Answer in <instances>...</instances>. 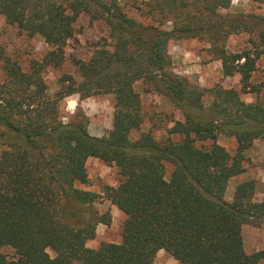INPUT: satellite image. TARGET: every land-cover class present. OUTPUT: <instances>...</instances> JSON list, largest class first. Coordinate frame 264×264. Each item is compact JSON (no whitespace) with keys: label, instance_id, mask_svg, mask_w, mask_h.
I'll use <instances>...</instances> for the list:
<instances>
[{"label":"trees","instance_id":"1","mask_svg":"<svg viewBox=\"0 0 264 264\" xmlns=\"http://www.w3.org/2000/svg\"><path fill=\"white\" fill-rule=\"evenodd\" d=\"M136 8L148 21L129 15L120 0H0L8 23L50 46L27 70L5 58L0 264H154L160 250L181 264L264 261V249L248 252L243 236L245 225L264 222L258 180L238 182L226 198L231 179L246 170L247 150L264 136V99L242 98L262 89L253 79L264 55V14L233 9V0H146ZM82 13L105 21L110 39L77 61L79 81L69 75L52 94L44 72L64 64ZM242 33L251 46L230 51V37ZM191 38L210 44L224 76L240 75V90L220 82L202 86L174 71L170 42ZM139 84L182 112L163 141L150 131L132 137L144 122ZM74 93L113 98L112 127L103 136L90 133L82 110L62 119L61 102ZM220 135L236 138L234 153L218 142ZM90 157L119 169L120 183L106 186L103 195L77 185L89 180ZM166 162L174 165L170 175ZM99 198L126 219L121 241L90 247L101 221L93 209Z\"/></svg>","mask_w":264,"mask_h":264},{"label":"rangeland","instance_id":"2","mask_svg":"<svg viewBox=\"0 0 264 264\" xmlns=\"http://www.w3.org/2000/svg\"><path fill=\"white\" fill-rule=\"evenodd\" d=\"M129 15L143 21H148L136 8L146 0H120ZM233 9L264 14V3L252 0H233ZM170 24H167L169 27ZM75 31L67 43V58L59 67L50 66L44 72V81L52 94L64 86V79L71 76L75 82L80 80L77 72V61L88 59L92 52L105 39H110L108 24L100 19H92L87 13H82L75 21ZM249 34L232 35L228 42L230 51H241L251 46ZM210 44L198 38L171 41L169 51L173 61V69L181 76L188 77L191 81L202 86L211 87L220 82L226 87L241 89L240 75L224 76L221 60L214 59L209 53ZM50 49L44 38L38 34H30L18 25L7 22L6 17L0 13V80L5 77V58L16 60L23 69L30 68L32 59H42ZM259 69L254 75V83L262 86L260 92H242L246 101H255L257 96L264 99V55L258 61ZM146 86V85H145ZM143 84L138 85L143 100L144 122L140 130L132 132V137L137 138L141 132L150 131L158 140H165L170 136L169 129L179 119H183L182 112L175 107L173 101L164 95L148 91ZM69 99L76 101L74 111L68 110ZM82 110L89 116V131L93 135L103 136L105 131L112 127L114 114L113 98L90 96L80 98L79 93L67 96L61 102V116L64 121L69 120L77 111ZM178 140L180 136L174 135ZM218 142L224 145L231 153L236 151L238 142L235 137L220 135ZM1 149V147H0ZM245 172L231 179L226 192V198L232 199L235 186L247 178L258 180L256 198L264 199V136L256 139L246 152ZM89 180L87 183H78V187L94 191L103 195L106 186H116L121 181V175L116 165L107 164L103 160L90 157L87 160ZM174 165L166 162V173L170 175ZM96 215L101 219L97 224L95 238L88 241V246L98 247L102 242H119L122 239V228L126 214L107 198H99L94 205ZM106 221V222H105ZM108 221V222H107ZM245 248L248 252L264 249V222L261 226L247 224L243 228ZM6 252L12 253L10 248ZM51 255L54 252L50 250ZM154 264H181L165 250H160ZM264 264V261L261 263Z\"/></svg>","mask_w":264,"mask_h":264},{"label":"clouds","instance_id":"3","mask_svg":"<svg viewBox=\"0 0 264 264\" xmlns=\"http://www.w3.org/2000/svg\"><path fill=\"white\" fill-rule=\"evenodd\" d=\"M235 2V0H234ZM76 108V101L74 99H69L68 101V110L69 111H74Z\"/></svg>","mask_w":264,"mask_h":264}]
</instances>
